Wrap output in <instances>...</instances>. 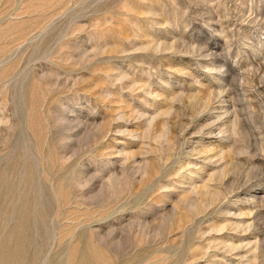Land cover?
Segmentation results:
<instances>
[{
  "label": "rangeland",
  "instance_id": "1",
  "mask_svg": "<svg viewBox=\"0 0 264 264\" xmlns=\"http://www.w3.org/2000/svg\"><path fill=\"white\" fill-rule=\"evenodd\" d=\"M0 264H264V0H0Z\"/></svg>",
  "mask_w": 264,
  "mask_h": 264
},
{
  "label": "bare ground",
  "instance_id": "2",
  "mask_svg": "<svg viewBox=\"0 0 264 264\" xmlns=\"http://www.w3.org/2000/svg\"><path fill=\"white\" fill-rule=\"evenodd\" d=\"M22 217V216H21Z\"/></svg>",
  "mask_w": 264,
  "mask_h": 264
}]
</instances>
